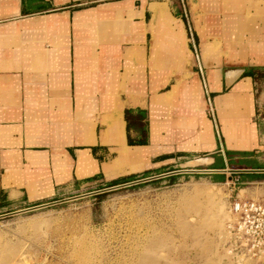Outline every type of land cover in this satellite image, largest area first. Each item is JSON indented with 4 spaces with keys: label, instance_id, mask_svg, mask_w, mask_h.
Here are the masks:
<instances>
[{
    "label": "crops",
    "instance_id": "1",
    "mask_svg": "<svg viewBox=\"0 0 264 264\" xmlns=\"http://www.w3.org/2000/svg\"><path fill=\"white\" fill-rule=\"evenodd\" d=\"M263 109L264 0H0V214L178 175L264 199Z\"/></svg>",
    "mask_w": 264,
    "mask_h": 264
},
{
    "label": "rangeland",
    "instance_id": "2",
    "mask_svg": "<svg viewBox=\"0 0 264 264\" xmlns=\"http://www.w3.org/2000/svg\"><path fill=\"white\" fill-rule=\"evenodd\" d=\"M237 178L143 180L1 213L0 264H247L226 231L232 196L246 197Z\"/></svg>",
    "mask_w": 264,
    "mask_h": 264
},
{
    "label": "built area",
    "instance_id": "3",
    "mask_svg": "<svg viewBox=\"0 0 264 264\" xmlns=\"http://www.w3.org/2000/svg\"><path fill=\"white\" fill-rule=\"evenodd\" d=\"M260 117L264 121V109ZM229 213L231 252L264 263V199L236 196L229 204Z\"/></svg>",
    "mask_w": 264,
    "mask_h": 264
},
{
    "label": "bare ground",
    "instance_id": "4",
    "mask_svg": "<svg viewBox=\"0 0 264 264\" xmlns=\"http://www.w3.org/2000/svg\"><path fill=\"white\" fill-rule=\"evenodd\" d=\"M163 12H164V10H163L161 13H163ZM156 13L158 14V11H157V10H156ZM173 30H175L174 27H173ZM240 97H241V96H240ZM241 99H242V101H240V104H241V106H242V105H244V100H245V99H244L243 97H241ZM238 128H239V129H238V131H236L235 134H236L237 137H240V136L243 135V133H244L245 130L242 129V128H240V125H239ZM226 134H227V133H226ZM231 134H232V132H231ZM240 138H242V137H240ZM229 143H230V142H229ZM230 144H231V143H230ZM226 228H227V225H226ZM226 231L228 232V229H227ZM228 234H229V232H228ZM229 237H230V234H229ZM228 241H229V239H228ZM227 243H228V242H227ZM238 257H239V256H238ZM240 259L243 260L244 258L242 257V258H240ZM244 260H245V263H247V264H252V261H253V260L250 259V258H245ZM254 263L257 264L258 262H254Z\"/></svg>",
    "mask_w": 264,
    "mask_h": 264
},
{
    "label": "water",
    "instance_id": "5",
    "mask_svg": "<svg viewBox=\"0 0 264 264\" xmlns=\"http://www.w3.org/2000/svg\"><path fill=\"white\" fill-rule=\"evenodd\" d=\"M236 171H253V170H236ZM39 207L40 206L32 207V208H28V209H25V210L15 211L13 213L22 212V211H28V210H33V209H36V208H39Z\"/></svg>",
    "mask_w": 264,
    "mask_h": 264
}]
</instances>
